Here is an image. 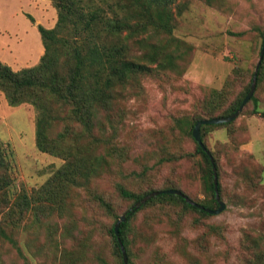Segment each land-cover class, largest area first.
<instances>
[{
	"label": "rangeland",
	"instance_id": "1",
	"mask_svg": "<svg viewBox=\"0 0 264 264\" xmlns=\"http://www.w3.org/2000/svg\"><path fill=\"white\" fill-rule=\"evenodd\" d=\"M50 7V0H0L2 62L14 70L38 62L44 48L36 25H55L57 14H50ZM171 9L173 35L181 42L179 66L142 75L138 84L122 92L109 120H104L107 135L114 132V140L127 151L122 168L113 164L112 172L93 178L87 187L70 188L65 208L43 212L35 202L30 209L24 208L19 227L11 233L16 245L0 237V264H100L98 256L108 242L101 222L110 220L92 192L102 193L117 212L124 211L129 201L119 196L116 182L144 192L143 182L132 176L125 179V174L144 164L155 165L163 156L172 157L149 171L155 187L170 185L191 198H207L195 141L182 133L176 119L206 112L212 89L225 93L213 114L218 115L250 88L262 43L264 0H218L215 5L177 0ZM3 96L0 91V143L12 179L7 193L11 199L26 193L31 201L65 159L36 147L33 106L28 102L5 105ZM252 96L236 118L208 127L204 135L208 148L220 158L218 182L224 209L200 216L176 206L172 212L178 218L176 224L170 221L172 217L147 224L145 215L151 213L139 211L134 219L138 229L154 237L145 246L142 236H135L134 254L139 248L144 250L138 253L137 262L157 264L151 258L159 249L163 259L159 264H250L255 250L264 249V116L260 114L264 110V65ZM255 102L258 113L253 111ZM63 127L55 120L51 133ZM3 210L0 202V226L11 232Z\"/></svg>",
	"mask_w": 264,
	"mask_h": 264
},
{
	"label": "trees",
	"instance_id": "2",
	"mask_svg": "<svg viewBox=\"0 0 264 264\" xmlns=\"http://www.w3.org/2000/svg\"><path fill=\"white\" fill-rule=\"evenodd\" d=\"M50 1L56 10L57 19L53 27H45L39 23L36 25L44 48L38 62L14 70L0 60V91L4 93L7 103L11 106L30 103L35 112L36 147L65 159L36 191L31 201L26 193L11 199L7 189L12 179L0 143V202L4 208L2 217L5 224L11 228V232H8L0 226V237L14 245L16 242L11 235L12 230L19 227L24 208L30 209L32 202L43 212L65 208V203L69 202L70 188L87 187L93 178L112 172L113 164L121 167L128 157L127 151L114 140V132L107 135L104 120H109V114L129 85L138 84L142 75L152 71L176 69L182 60V54L179 52L181 42L173 35L174 14L171 7L177 0ZM202 1L208 5L218 2ZM184 5L185 2L181 3V8H184ZM27 17L34 22L31 14H27ZM260 35L263 41L264 30L260 31ZM263 65L264 55L257 72V81L262 74ZM248 90L249 88H246L245 92L235 98L220 114L213 115L219 110L218 103L224 99L225 93L212 89L205 102L208 104L206 112L176 119L182 133L192 136L195 141L200 178L209 195L202 200L191 198L181 191L205 208L215 209L219 205L214 191L213 166L218 180L220 158L204 141L207 128L215 124L207 123L200 127L201 140L206 150L192 135L193 127L199 119L233 113ZM257 107L258 103L255 102L253 111L256 113L259 112ZM260 114L264 116V110L260 111ZM55 120L63 123L64 127L52 134ZM225 123L228 122L220 124ZM163 157L159 160H168L172 156ZM155 165L144 164L138 171L125 174V179H131L132 176L136 181L143 182L146 188L144 192L137 193L123 182H116L119 196L129 201L124 211L117 212L102 193L92 192L93 200L104 217L110 220L109 223L101 222L108 242L103 254L98 256L100 264H124L121 245L126 251L128 264H145L135 260L139 257V252H144L143 248H139V255L134 254L135 236H142V242L147 246L152 242L154 234L138 229L134 219L139 211L151 213L145 215L144 222L147 224L160 223L164 217L171 218L172 212L177 209L176 206L181 207L183 212L194 211L200 216L213 214L189 203L180 194L165 192L167 189L178 188L170 185L155 187L154 182L148 178L149 171ZM154 190L162 192L131 212L129 208L136 201ZM218 191L221 197L220 181ZM123 212H126V219L121 221L119 233L116 235L114 225ZM170 221L176 224L178 218L173 216ZM196 221L197 218H194V222ZM160 254L159 249L154 251L151 258L154 263H161L163 259ZM249 262L264 264V249L255 250Z\"/></svg>",
	"mask_w": 264,
	"mask_h": 264
},
{
	"label": "water",
	"instance_id": "3",
	"mask_svg": "<svg viewBox=\"0 0 264 264\" xmlns=\"http://www.w3.org/2000/svg\"><path fill=\"white\" fill-rule=\"evenodd\" d=\"M263 55H264V37H263L262 46H261V49H260V52H259V57H258V60L256 62L255 68H254V72H253V77H252L250 88H249L246 96L243 98L241 104L237 108V110H235L233 113H231L229 115H226V116H215V117H211V118L199 119L195 123V125L193 127V130H192V135L197 140V142L200 144V146H202V148H204V150H206V148L203 145L202 140H201V136H200V127H201V125L202 124H207V123L217 124V123H222V122H229V121L233 120L234 118H236L239 115V113L242 111L245 103L251 98V96L254 93V90H255V87H256V76H257V72H258L259 66L261 64V60L263 58ZM208 154L210 155V153H208ZM211 160H212V158H211ZM213 181H214L215 196H216L218 204H219L218 207L215 208V209L205 208L202 205L195 203L191 198H189L187 195H185L179 189H167V190H165V192L180 194L189 203L196 204L199 208H203V209H205L206 211H208L210 213L217 214L222 209H224L225 202L221 199V197L219 195L218 180H217L215 166H213ZM160 192H162V191L161 190H154V191L149 192L148 194H146L145 196L140 198L138 201H136L133 204V206H131L129 209L131 210V212H133L136 208H138L146 200H148L152 196L157 195ZM125 219H126V212H123L122 214H120V216L116 220L115 225H114V231H115L116 235H118V233H119V226H120L121 221H124ZM121 249H122V253H123L124 264H128L127 254H126V251H125V249L123 248L122 245H121Z\"/></svg>",
	"mask_w": 264,
	"mask_h": 264
},
{
	"label": "crops",
	"instance_id": "4",
	"mask_svg": "<svg viewBox=\"0 0 264 264\" xmlns=\"http://www.w3.org/2000/svg\"><path fill=\"white\" fill-rule=\"evenodd\" d=\"M49 10V12H50V14L51 13H55V8L54 7H50V9H48ZM3 100V101H2ZM2 100H1V103L3 104V103H5V105H7V102H6V100H5V97L3 96V98H2ZM7 107V106H6ZM28 114H30V112L28 111Z\"/></svg>",
	"mask_w": 264,
	"mask_h": 264
}]
</instances>
